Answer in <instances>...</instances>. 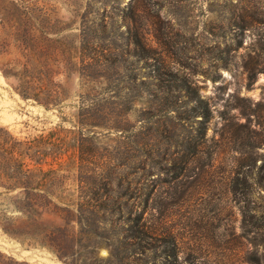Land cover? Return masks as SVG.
<instances>
[{
    "label": "rangeland",
    "instance_id": "374dc122",
    "mask_svg": "<svg viewBox=\"0 0 264 264\" xmlns=\"http://www.w3.org/2000/svg\"><path fill=\"white\" fill-rule=\"evenodd\" d=\"M25 4L61 30L56 37L67 50L83 23L109 24L92 32L109 59L89 75L62 65L53 78L63 98L56 106L24 98L0 68V126L20 138L58 131L69 146L64 166L70 155L78 159L73 147L83 132L84 155L115 166L103 199L124 209L114 230L93 243V255L109 257L117 234H131L144 207L149 264H264V0ZM9 9L10 0H0V29ZM137 35L152 59L136 56ZM13 51L0 55V67ZM76 164L63 170L75 193ZM0 249L33 264H67L1 226Z\"/></svg>",
    "mask_w": 264,
    "mask_h": 264
},
{
    "label": "trees",
    "instance_id": "16d2710c",
    "mask_svg": "<svg viewBox=\"0 0 264 264\" xmlns=\"http://www.w3.org/2000/svg\"><path fill=\"white\" fill-rule=\"evenodd\" d=\"M10 5L11 10L2 17L5 23L0 29L3 45L0 55L12 54L13 49L17 55L4 64L7 68L4 65L0 68L7 78L16 79V89L24 98H33L47 107L56 106L63 98L61 92L54 89L53 78L62 65L78 67L79 72L89 75L109 59L108 50L99 51L92 39L93 29L106 30L109 24L105 20L96 27L83 23L76 35V44L67 50L56 37L61 30L57 26H46L45 19L34 7L26 5L25 0H10ZM136 37L131 43L135 45L138 59H152V47ZM194 99L198 101V113H204L200 94ZM57 133L50 131L20 138L8 127L0 126V226L3 231L22 242L47 247L67 264L155 262L154 249L149 245L153 238L152 227L145 217L144 207L136 225L130 228L133 232L117 234V245L109 257L93 255L97 247L93 243L105 237L107 231L114 230V216L124 209L120 203L103 199L105 190L112 184L109 172L115 170V166L107 161L95 164L84 155L83 132L73 147L78 159L74 156V163L70 155L71 161L64 166L62 159L69 146ZM75 164L80 176L77 193L67 187L69 175L63 173ZM8 210L14 215L7 216ZM0 264L33 263L0 249Z\"/></svg>",
    "mask_w": 264,
    "mask_h": 264
}]
</instances>
